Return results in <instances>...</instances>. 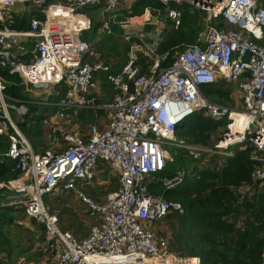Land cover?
Listing matches in <instances>:
<instances>
[{"label": "built area", "instance_id": "built-area-1", "mask_svg": "<svg viewBox=\"0 0 264 264\" xmlns=\"http://www.w3.org/2000/svg\"><path fill=\"white\" fill-rule=\"evenodd\" d=\"M105 1L106 12L112 13L108 19L115 21L123 38L140 41L131 44L117 74L109 73L102 62L86 64L82 54L86 45L76 39L88 27L78 11L102 0H0V68L17 75L26 90L52 87L49 97L62 84L66 88L58 101L20 102L5 95L7 82L0 76V136L9 139L5 157L15 162L18 173L10 186L0 184V190L9 189V203L42 226L54 264H199L198 258L171 253L167 240L155 232L156 222L182 213L183 208L152 195L147 185L161 182L168 190L191 175L192 171L178 168L159 177L170 159L166 147L184 150L199 167L215 158L221 164L233 156L231 148H251L250 159L256 166L252 180L264 188V0H155L164 6L173 29L180 25L178 5L205 15L201 45L184 46L165 68L159 63L167 53L162 57L155 53L162 32L153 24L154 41H143L149 10H159L147 7L140 16L116 21L114 12L125 0ZM19 14L30 16L26 30L10 27ZM216 19L223 28L213 25ZM139 55L150 61L147 73L141 71ZM99 72L106 74L114 91L108 104L88 96L90 75ZM212 84L231 88L229 103L212 102L200 92L202 85ZM35 103L55 109L44 121L52 129L48 139L55 150L37 153L20 130L28 105ZM82 109L103 110L106 126L91 124L85 135L74 129L76 124L74 130L57 126ZM196 112L215 121L226 118L214 144L193 145L174 138L175 128ZM100 162L111 166L119 185L102 203H94L77 184L89 180ZM59 190L75 193L91 214L99 216V226H92L85 238L62 230L58 214L47 209L44 198ZM234 190L242 197L253 192L251 185Z\"/></svg>", "mask_w": 264, "mask_h": 264}, {"label": "trees", "instance_id": "trees-1", "mask_svg": "<svg viewBox=\"0 0 264 264\" xmlns=\"http://www.w3.org/2000/svg\"><path fill=\"white\" fill-rule=\"evenodd\" d=\"M147 7L159 11L164 9V6L155 0H135L126 12L124 10L115 11V19L119 21L127 15L137 16ZM177 9L181 13L179 27L177 29L165 28L155 51L159 57L167 53L166 57L160 60V68L171 65L176 53L181 51L184 46L195 45L201 34V29L197 27L198 24L196 23L198 10L186 4L178 5ZM199 12L204 15L202 11ZM36 17L43 19L41 15H36ZM29 19L30 16L28 15L16 16L10 27L16 30H26L29 27ZM170 23L167 21L166 25L170 26ZM101 24V22L92 19L89 30L82 33V39L97 47L96 53L100 55V59L107 62L117 60L111 70L112 73L116 74L126 63V54L131 44L140 43V41L137 38H131L130 42L122 43L123 49L119 51L120 44L117 42V38L122 36V31L117 24L111 23V33L104 35L99 42H94L93 37ZM153 27L147 25L144 30L149 32V29H153ZM215 27L221 29L224 26L219 20V24ZM145 42L150 43L147 40ZM138 63L141 66V71L147 73L149 59L139 55ZM0 76L7 82L5 90L7 97L20 102L35 101L29 96L26 86L17 75H11L7 70L0 68ZM101 76L103 86H108L104 78L106 75ZM222 86L223 84L202 85L200 92L212 102L227 104L230 102L231 88L222 89ZM65 90V85L62 84L60 95L50 97V101H58L63 98ZM41 107L36 103L29 104L27 115L24 116L23 122L19 123L20 130L35 151L39 147L35 139L39 138L44 121L55 112L54 108ZM102 113L105 112L99 111L93 115V112L87 111L81 114V123L76 122L78 126L74 129L79 130L81 125L83 127L87 123H92L94 117ZM226 123V118L215 121L205 117L202 112H196L183 120L175 128L173 135L175 139H182L193 145L208 146L211 138L218 139L220 130ZM2 143H7L4 136H0V144ZM230 151L233 156L227 157L221 164H218L215 158L201 168L198 161L190 160V158L186 160V157L184 158L186 153H179L177 157L176 153H173L171 154L173 161L178 163L179 168L185 167L186 163L192 164L191 175L182 184L168 190L163 187L161 182L155 181L150 182L147 189L152 195L182 205V213L174 212L164 217V219L174 218L176 221L170 228L172 231L171 238L177 244L182 245V248L181 253L170 249L174 254L199 258V264H263L264 192L261 193L259 184L252 180L256 166L250 159L251 148L244 150L232 148ZM0 160V184L10 186L18 175L17 171L14 170L15 162L6 158L5 154L0 156ZM210 165H212L211 168L208 167ZM162 173H160V177L165 176ZM249 185L253 191L250 196L242 197L234 190L235 187ZM10 192L7 188L0 190V210L4 211L0 217V226L4 223L9 224L6 219V210H12V208H5L1 205L6 202ZM90 192L88 191V193ZM241 217L245 220L242 223L240 222ZM32 222L37 227L39 226L35 221ZM38 229L43 232L41 226Z\"/></svg>", "mask_w": 264, "mask_h": 264}, {"label": "rangeland", "instance_id": "rangeland-1", "mask_svg": "<svg viewBox=\"0 0 264 264\" xmlns=\"http://www.w3.org/2000/svg\"><path fill=\"white\" fill-rule=\"evenodd\" d=\"M260 1L262 2L263 0H260ZM106 6H107V2L105 0H102V6L96 7L94 9V13L100 14V15L99 14L98 15L102 21L106 19V16H105ZM143 11H144V9L137 16L142 15ZM164 11H165L164 9L160 10V11H155V12L149 10V14H151V17H150V22H149L148 26H151V28H152L153 24H154L156 26V28L159 29L161 32L165 28L171 29L172 28L171 23L168 19H166L167 17H166V14ZM78 12L85 13V11H78ZM152 14H154V15H152ZM204 16L205 15L200 14V12L198 11L196 23L198 24L197 27L199 29H201V31H203V29L205 27ZM198 19H199V21H198ZM141 20L142 19H138L139 22ZM167 21L170 23V26L166 25ZM217 24H219L218 19H216L213 22V25H217ZM145 27H147V26H145ZM149 30H148L149 32H147L148 34H147L146 38H144L143 41L145 42V40H147L151 43L154 41L153 40L154 39V36H153L154 27H153V29H149ZM100 39L101 38L99 37V38L95 39L94 42H99ZM117 42L120 44L119 45L120 46L119 51L123 49L122 43H125V44L128 43L123 38V35L121 37L117 38ZM132 44H136V43L134 42ZM96 48H94V52L97 56ZM127 57H128V53L126 54V58ZM95 58H98V57H95ZM100 62H102V61H100ZM111 62L116 63L117 60H111ZM51 88L52 87H50L48 89L50 94H52ZM222 89H227V85H223ZM48 90L46 91V90L40 89L38 92V90H36V89H29L31 95L37 99H39V98L49 99L50 97L48 96ZM52 115H50V116H52ZM100 116L101 115H99L98 118H100ZM13 118L18 120L17 116L14 114H13ZM96 119L97 118H95L94 120H96ZM70 121H71V118L69 119V122ZM61 124H62V122H59L57 126L63 127V126H61ZM66 128L67 129H73L74 126L71 128L69 125H67ZM81 128H82V125H81ZM51 130L52 129H51L50 125L43 123V126L41 127V134H40L42 136L39 135L38 136L39 138L35 139L37 146H39L41 149L47 150V149L53 148L52 144L50 143V140L48 139V134H51ZM81 131H84V130H81ZM56 136H59V135L56 134ZM6 140L8 143V141H9L8 137H6ZM56 142L61 144V141L59 138L56 140ZM215 142H216L215 138H211L208 145H212ZM7 143L0 144V156H3L5 154L4 152H6ZM166 148L168 150V153H170V159L167 161V167L165 168V171L162 173V175H165V176L168 174L169 175L173 174L180 167V166H178V163L176 161H173V156L171 154L176 153V157H177L178 156L177 154H179V153H183V152L186 153L184 150H180V149L175 150L173 147H166ZM52 150H55V149H52ZM185 157H186V160H189L187 158H190L187 155V153L184 156V158ZM190 160H191V158H190ZM208 167L211 168L212 165H210ZM182 168H184L187 172L192 171L191 170L192 164L186 163V166L182 167ZM98 169H99V166H97V168L93 172V175L88 180V182L90 184L89 186H92V187H87L86 190L84 189L85 195H87L90 199L94 200L95 202H101L103 200V198H105L108 195V193L114 192L117 189V177L114 176L113 173L110 172L111 169L109 167H106V169L104 168V171H105L104 173H106L105 175H102V173H100L101 170H98ZM165 176H161V177H165ZM159 177H160V174H159ZM83 182H85V180H83ZM89 190H92V192L95 194V196H93V194L89 195L88 194ZM259 191L261 193L264 192V188L261 187L259 189ZM45 205L49 210L57 212V214L60 218L61 229L71 232L74 235V237H76L78 239L85 238L88 235L90 226L95 225L97 223V221L92 219L93 216L89 213V210L87 209V207L84 206L81 202H79V200H77L75 198L74 194L71 192H65V191H60V190L53 192L50 196L46 197ZM1 206L4 207L5 203H3ZM1 214L2 213H0V215ZM6 219L8 220V223L10 225L4 224L0 228L2 234L4 235V238H5L4 239L1 237L2 240L0 241V245H1L0 247H5V242L7 243V241H9L10 242V249H9V252H7V251H1L0 252V257L2 258L1 263L6 262L7 264H54V260H53L54 255L52 256V251L45 245V242H44V240H45L44 232L39 230L37 227H34V228L31 227L30 228L31 221L26 222L23 219V215L21 212H17L15 215L7 213ZM240 219H241V221H240L241 223L243 221H245L243 217H241ZM175 222L176 221L174 218H169V217L166 219L162 218L153 225V228L158 235H161V236L167 238L169 241V240H172V238H171V232L172 231H170V228L172 227V225L175 224ZM20 224H22V225H20ZM25 224H29V226L24 227ZM18 225H20V226H18ZM16 226H18V227H16ZM181 248H182V245H179L173 241V249L176 252L181 253L180 252ZM0 250H2V249H0Z\"/></svg>", "mask_w": 264, "mask_h": 264}, {"label": "crops", "instance_id": "crops-1", "mask_svg": "<svg viewBox=\"0 0 264 264\" xmlns=\"http://www.w3.org/2000/svg\"><path fill=\"white\" fill-rule=\"evenodd\" d=\"M135 2V0H125V1H123L121 4H120V7L117 9V10H124L125 12H126V10H128V9H130V7H131V5H132V3H134ZM99 6H102V2L101 3H99V4H97V5H94V6H88V7H86V8H84V9H82L81 11H85V13H83V12H79V14L82 16V21H83V25L85 24H87L88 23V27L87 26H85L84 28H87V29H85V30H83L80 34H79V37L77 36L76 37V39H79V43H84L85 45H86V52H84V53H82L83 55H84V62L86 63V64H92V63H96V62H100V61H102V63L104 64V65H106V66H108V68H109V73H111V74H114V73H112L111 72V70L113 69V67L115 66V63H112L111 61L110 62H107V61H105V60H102V59H100L99 58V55L97 54V56H96V54H95V52H94V48H96V47H94V45L91 43V42H88L87 40H83L82 39V33L84 32V31H88L89 30V26L91 25V20L92 19H94V20H96L97 22H101L102 24H101V26L99 27V29H98V31H97V33H96V35L93 37L94 38V40L95 39H97V38H102L104 35H106V34H109V33H111V29H110V24L111 23H113V24H115V21L113 20V19H108L111 15H112V13H109V12H106V14H105V16H106V19L105 20H101L100 18H99V13H94V9L96 8V7H99ZM47 6H45V8H46ZM17 9L20 11L21 9H22V7L21 6H18L17 7ZM116 10V11H117ZM45 11V10H44ZM106 11V10H105ZM99 14V15H98ZM110 14V15H109ZM19 15H21V14H19ZM114 15H115V18H116V14H115V12H114ZM86 31V32H87ZM95 57H98V58H95ZM105 73L104 72H99V73H93V74H91L90 75V77H91V86H90V89H89V97H94V98H96L97 99V102L98 103H100V104H108L110 101H111V98H112V95H113V90H112V88H111V86H110V84L107 82V80H106V76L104 77L105 78V82L108 84V86H103V83H102V76L101 75H104ZM117 74V73H116ZM106 75V74H105ZM29 89H34V88H27V92L29 93V96L30 97H32V98H34V96H32L31 95V93H30V91H29ZM61 89H62V87H60L59 88V91L58 92H55V94L54 95H52L51 97H57V96H59L60 95V92H61ZM39 92V91H38ZM40 94V93H39ZM64 98V97H63ZM35 99V101H40V100H49L50 101V98L49 99H45V98H39V99H37V98H34ZM87 111H91V112H93L94 114L93 115H95L97 112H99V111H103V110H99V109H82V110H79L78 112H77V114L76 115H73V117L71 118V121L69 122H67V123H65V122H62V124H61V126H63L64 128H66L67 127V125H69L71 128L76 124V122H79V123H81V119H80V115L81 114H83V113H86ZM104 117V118H103ZM95 118H97L96 120H94L92 123H87L85 126H83L82 128H80L79 129V133L81 134V135H85L86 133H87V125L89 124V125H91V124H94V125H96V126H98L99 128H103V127H105L106 126V124H107V114H105V113H102L101 114V116H100V118H98V116H95L94 117V119ZM47 120V119H46ZM73 120V121H72ZM64 123V124H63ZM77 126H78V124H76ZM88 125V126H89ZM79 128V127H78ZM81 130H84V131H81ZM5 137V136H4ZM57 137V136H56ZM59 138V137H58ZM57 138V139H58ZM7 147H8V144L6 145ZM52 149H54V148H52ZM6 150H7V148H6ZM41 150V151H40ZM45 149H40V147H37L36 148V152L38 153H41V152H43ZM5 153V152H4ZM1 161V160H0ZM99 166V169L98 170H101L100 171V173H102V175H105L106 173H104L105 171H104V168L106 169V167H109L110 169H111V173H113V175L114 176H116L117 177V188H118V185H119V178H118V176H117V174L115 173V171L111 168V166H109L108 164H106V163H104V162H100V164L98 165ZM89 182H88V178H86L85 179V182H83L82 180L81 181H79V183L77 184V186L78 187H80V188H78L82 193H84V189L86 190V188L87 187H92V186H89L90 184H88ZM88 184V185H87ZM117 190V189H116ZM115 190V191H116ZM89 191H91L90 193H88L89 195H92L93 194V196H95V194L92 192V190H89ZM71 193H73V192H71ZM111 193V192H110ZM74 194V196H75V198L77 199V200H79V202H81L80 201V199L77 197V195L75 194V193H73ZM109 194V193H108ZM84 195H85V193H84ZM11 196V193H10V195H9V197ZM89 200H91L92 202H94V203H102L103 201H104V199L105 198H103V200L101 201V202H95L94 200H92V199H90L87 195H85ZM8 197V198H9ZM8 198L6 199L7 201L5 202V208H12V210H6L7 211V213L8 214H12V215H15L17 212H21L22 213V215H23V219L26 221V222H29V221H31V224H30V228L31 227H37L32 221H34V220H28L27 219V217L25 216V214H24V211H23V209H19V208H16V207H14L13 205H11L10 203H9V200H8ZM82 203V202H81ZM83 204V203H82ZM84 205V204H83ZM85 206V205H84ZM48 209V208H47ZM49 210V209H48ZM49 211H51V210H49ZM0 213H2L1 215H0V217L4 214V211L3 210H0ZM57 213V212H56ZM89 213L91 214V212L89 211ZM93 217H92V219H94L95 221H97V223L95 224V225H91L90 226V228L93 226V227H97V226H99V224H100V218H99V216H97V215H95V214H91ZM89 216V215H88ZM58 218H59V216H58ZM91 218V217H90ZM21 223V222H20ZM4 224H7V223H4ZM3 224V225H4ZM7 225H10V224H7ZM20 225H22V224H20ZM20 225H18V226H20ZM26 225V224H25ZM25 225H24V227H25ZM18 226H16V227H18ZM39 226H41V225H39ZM39 226L37 227V228H39ZM59 226H60V228H61V225H60V218H59ZM0 227H2V226H0ZM42 227V226H41ZM29 228V229H30ZM89 228V229H90ZM63 230V229H62ZM67 231V230H66ZM0 233H2L1 232V230H0ZM4 238V235L3 234H0V241L2 240V238ZM165 238V237H164ZM5 239V238H4ZM165 239H167V238H165ZM167 242H168V246H169V251L171 252V253H173L174 254V252H172L170 249H173V241L172 240H169L168 241V239H167ZM175 242V241H174ZM0 249H2V250H4V251H7V252H9V249H10V242L9 241H7V244L5 245V247H0ZM191 258H196V257H191ZM2 258L0 257V260H1ZM199 259V258H198ZM199 262H200V260H199ZM0 264H7L6 262L5 263H0Z\"/></svg>", "mask_w": 264, "mask_h": 264}, {"label": "water", "instance_id": "water-1", "mask_svg": "<svg viewBox=\"0 0 264 264\" xmlns=\"http://www.w3.org/2000/svg\"><path fill=\"white\" fill-rule=\"evenodd\" d=\"M204 40V38H201L200 40L197 41V45H201V42ZM250 128L253 129V126L250 125Z\"/></svg>", "mask_w": 264, "mask_h": 264}, {"label": "bare ground", "instance_id": "bare-ground-1", "mask_svg": "<svg viewBox=\"0 0 264 264\" xmlns=\"http://www.w3.org/2000/svg\"><path fill=\"white\" fill-rule=\"evenodd\" d=\"M161 62V61H160Z\"/></svg>", "mask_w": 264, "mask_h": 264}]
</instances>
